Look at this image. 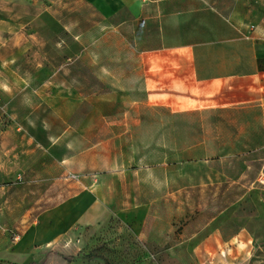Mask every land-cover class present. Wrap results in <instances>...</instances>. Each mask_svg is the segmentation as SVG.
<instances>
[{
	"label": "rangeland",
	"instance_id": "obj_1",
	"mask_svg": "<svg viewBox=\"0 0 264 264\" xmlns=\"http://www.w3.org/2000/svg\"><path fill=\"white\" fill-rule=\"evenodd\" d=\"M52 4L57 7L59 0H0V14L38 15ZM93 39L89 30L82 37L86 48L82 63L75 60L78 43L59 30H51L52 67L48 71L54 79L45 84L36 81L29 88L18 84V99L8 106V114L17 116L24 131L48 146L36 149L31 161L12 158L8 171H0V264L41 263L44 259V264L244 262L235 257H171V250L174 255L192 250L189 242L196 237L201 241L204 226L213 224V216L221 209H227L228 216L248 215L258 196L206 191L211 182L214 186H235L236 163L211 167L194 163L188 169L176 163L170 115L157 113L136 83L127 84L129 90H120L116 98L111 88L94 80L85 64L92 59ZM19 62L21 74L27 71L36 77L46 76L41 68L42 49L29 56L34 65L26 58ZM111 122L128 123L129 130L91 129ZM98 141L99 146H91ZM123 172L130 176L124 177ZM178 173L190 176L194 192L177 191L185 185L174 179ZM258 174L252 177L250 171L244 172V184L264 186V169ZM92 176L98 180L96 186H100V178L107 185L103 183L102 191L101 187L93 188L91 196L85 181ZM95 198L97 203H92ZM131 207L138 209L134 217L124 215ZM145 207L146 219L142 217ZM226 224L228 231L235 225ZM140 225L149 228L150 238L154 228H161L164 243L142 241L135 229ZM49 252L76 259L45 258Z\"/></svg>",
	"mask_w": 264,
	"mask_h": 264
},
{
	"label": "crops",
	"instance_id": "obj_2",
	"mask_svg": "<svg viewBox=\"0 0 264 264\" xmlns=\"http://www.w3.org/2000/svg\"><path fill=\"white\" fill-rule=\"evenodd\" d=\"M3 15L1 172L8 171L12 158L31 161L36 149L48 146L27 134L17 116L8 114V106L18 99V84L29 88L36 81L45 84L54 79L48 71L52 67L51 30H59L78 43L75 60L82 63L86 50L82 37L89 30L94 35L90 44L92 59L85 64L94 80L111 88L116 98L120 90H129L127 84L136 83L138 91L145 93L142 96L154 103L157 113L170 115L176 163L184 169L194 163L210 167L236 163L235 186H214L211 182L206 191L258 196L248 215L228 216L227 209H221L213 216L214 223L204 226L201 241L196 237L189 242L192 250L185 255H174L171 250V257H235L245 260L241 264H264V186L244 184V172L250 171L254 177L264 169V0H59L57 7L44 6L38 15ZM40 48L46 76L36 77L27 71L21 74L20 59L33 64L29 56L34 57ZM129 127L125 122H111L91 129L118 132ZM174 179L185 184L178 192H194L188 174L178 173ZM97 182L92 178L85 181L90 186L89 195L107 185L101 178L100 186ZM96 198L92 203H97ZM127 210L124 215L134 217L138 209ZM144 211L142 217L146 219L148 208ZM228 222L235 224L230 231ZM136 228L142 241L164 243L161 228L153 229L154 240L148 236L149 228Z\"/></svg>",
	"mask_w": 264,
	"mask_h": 264
},
{
	"label": "trees",
	"instance_id": "obj_3",
	"mask_svg": "<svg viewBox=\"0 0 264 264\" xmlns=\"http://www.w3.org/2000/svg\"><path fill=\"white\" fill-rule=\"evenodd\" d=\"M50 255H54V256H58V257H61L63 258L64 260L66 261H74L76 258L75 257H72V256H62V255H59L57 253H52V252H49L45 258L49 257ZM45 262V259L41 262V263H31V264H44Z\"/></svg>",
	"mask_w": 264,
	"mask_h": 264
},
{
	"label": "built area",
	"instance_id": "obj_4",
	"mask_svg": "<svg viewBox=\"0 0 264 264\" xmlns=\"http://www.w3.org/2000/svg\"><path fill=\"white\" fill-rule=\"evenodd\" d=\"M141 1H142L143 3H146L148 0H141ZM92 180H93L94 183H96V181H97L95 177H92Z\"/></svg>",
	"mask_w": 264,
	"mask_h": 264
}]
</instances>
